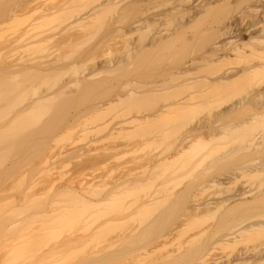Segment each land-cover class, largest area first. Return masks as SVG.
Wrapping results in <instances>:
<instances>
[{
  "label": "rangeland",
  "instance_id": "374dc122",
  "mask_svg": "<svg viewBox=\"0 0 264 264\" xmlns=\"http://www.w3.org/2000/svg\"><path fill=\"white\" fill-rule=\"evenodd\" d=\"M102 1L0 0V49L19 35L59 39L68 13L42 17L48 9L83 13ZM118 2L103 6L79 33L71 29L69 41L8 54L50 66L10 69L0 50V264H196L198 248L213 245L205 262L212 264L264 245L263 234L212 244L230 223L263 214L264 204L228 209L224 199L264 183V169L255 166L264 145L247 149L243 142L264 121L249 119L256 106L222 109L264 87V74L205 80L264 58L257 50L264 48L257 39L264 36V0ZM10 9L19 17L9 19ZM157 37L162 41L151 45ZM215 41L219 49L210 53ZM83 73L91 76L66 86ZM181 94L193 104L188 112L155 113ZM147 112L157 117L122 124ZM191 127L208 148L171 164L146 162L152 152L172 155ZM84 151L88 157L76 156ZM71 180L92 183L79 188L85 200L64 187ZM146 193L154 200L142 206ZM194 200L206 203L196 217ZM75 232L82 239L62 246Z\"/></svg>",
  "mask_w": 264,
  "mask_h": 264
},
{
  "label": "bare ground",
  "instance_id": "6f19581e",
  "mask_svg": "<svg viewBox=\"0 0 264 264\" xmlns=\"http://www.w3.org/2000/svg\"><path fill=\"white\" fill-rule=\"evenodd\" d=\"M117 2H118V0H111V1L110 0H105L104 2L102 1L100 4L98 3L97 5H95L94 7L90 8L89 10H87V11H85L83 13H79V11H75L72 14V9L70 7H64L62 9H59V10H56V11H54V10L52 11V9H48V11H46L42 15V17L45 16V17L49 18V16H51V18H53L52 15L54 13H56L57 11H59V14L60 13L61 14L68 13L67 14L68 17L64 18V20L62 22L64 24H63V27L61 28V33L59 34V36L60 35H62V36H60V38L58 39L57 38L58 35L57 36L55 34L46 35L40 41H38L37 39H34L35 37L30 38V39L25 38L23 35H19V36L15 37V38L9 39L7 41V43L5 42V44H3L1 46L2 50L0 49L5 55L4 56V60H5V57L7 56V59L4 62L5 66L7 64V67L10 68V69H23V70L25 69V70H30V71H34V70H36V68H39V67L50 66L52 61H47L46 60V61H42L41 62V61H38V59H36V58L33 59V57L32 58L30 57L32 60L29 57L28 58L30 60L28 58L26 60L25 59L26 57L23 56V55H22L23 57L22 56H17V59H15L16 57L14 56L11 59V55H8V54L12 53V51L18 50L20 47L27 48V47L33 46L35 44H38V42H44V41H47V40L52 41V40L57 39L56 42L58 44L64 43L65 41H69L71 39V37L73 36L72 31H70L71 29L72 30L75 29L76 30L75 32H77V30L78 31L79 30H83V28L87 26V24L94 18V16L99 13L100 9L103 6L105 7L107 4H109V6H110V4L111 5L112 4L117 5V4H115ZM120 2H118V3H120ZM35 4L36 3H34V5ZM67 8L71 9V11H68ZM11 10L12 9H10V11ZM15 10H17V9H15ZM19 10L21 12V9H19ZM19 10L18 11L12 10L10 13L13 14V15L11 17H9V19H13L12 17H14V16L16 18H18L19 17V15H18ZM201 12H203V11H201ZM198 13L196 14L197 17L198 16H202L201 13H199V15H198ZM196 15H194L193 19L195 18ZM203 15H205V11H204ZM15 17H14V19H16ZM140 25H141V22H137V23H135L134 27L138 28V26H140ZM68 31H70L71 34L70 33L69 34L65 33V32H68ZM80 32H82V31H80ZM77 33H79V32H77ZM64 34H67V35H64ZM157 38H159V39H155V41L152 44L151 43L150 44L154 45L155 43H158V42L162 41V39H163V38H160V37H157ZM257 39L259 41H262V44L264 43V36L259 37ZM219 46H220V44H219L218 41L213 42L212 45H211V50L209 52L210 53H216V51L219 49ZM134 50L137 51V48H134L133 51ZM257 50H261L262 51V52L261 51L258 52L261 55L264 54V48L263 47L258 48ZM13 54H15V53L13 52ZM8 56L10 57V59H8L9 58ZM13 58H14V60H13ZM258 58L260 59V61L258 59V61H256L257 63L255 62V63L249 64V65H247V66H245V67H243L241 69H236V68H233V67L223 68V69L217 71L216 74L214 75V77H210L209 79L207 78L205 80H209L210 81V79H211L212 81L215 80L216 82H219V83H221V82L228 83L231 80L235 81L238 77L242 78V76L244 78L246 76H249L247 78L250 79V80H252V78L254 79V78H256L258 76H261V75L263 76V74H264V58L261 59L260 56H258ZM257 72H259L260 75H259V73H258V75H256ZM261 73H263V74H261ZM251 74H252V76L253 75H255V76L254 77H250ZM90 76H91L90 73H87V74L83 73L80 76H76L75 75L74 78L69 83L66 84V86L78 85L81 81L87 80L88 77H90ZM250 94L251 95H247V96L241 97L239 100L229 103L226 106V108L222 109V111L230 113V112H234V111H236L238 109H245V108L248 109V108H250L252 106H256V108L258 109V112L255 114V116H252V115L249 116V119H251L253 117H258V118H261L264 121V87L255 88V90L251 91ZM181 95H180V97L178 96L176 99L171 100L170 101L171 103L170 102L169 103L165 102V103L159 105L158 108L155 109V113L157 112L156 114L160 117L164 113L165 114L171 113L170 110H172L174 108H178L180 110L183 108V110L185 109L186 111L187 110L189 111L191 109V108L189 109V106H191L192 102H190V98L187 97L186 95H182V96ZM187 98H189V99H187ZM37 100H33L32 102L35 103V102H37ZM170 108H172V109H170ZM186 108H188V109H186ZM183 110H181V111H183ZM185 110H184V112L186 113ZM174 111H175V109L172 110V112H174ZM177 112H179V110ZM184 112H182V113H184ZM155 113L147 112L145 114L142 113L139 116L138 115H132L131 117L134 118V120H132V121L125 120L124 122H122V124H129V123L131 124V122L134 123V121H137L139 119L138 117H142V118L146 117L145 120H148L147 118L153 116V114H155ZM157 115H156V117H157ZM208 116H211L210 112H209ZM153 117H151V118H153ZM261 128L262 129H260L258 131L249 130V132H247L244 135L243 142H244V147L245 148H247V149H249V148H258V147H261L262 145H264V127L262 126ZM158 134H160V131L158 132ZM161 134H162V132H161ZM217 144H214V145L217 146ZM223 144H225V143H223ZM208 145H209V142L205 141L204 138L202 136H200V134H198L196 127H191V128H189V130L186 131V135L182 138V140L179 143L177 149L175 150V152L172 155L165 156V155H163L160 152H157V153L152 152V153H149L145 157V160L148 163H156V164H162V163L164 164L165 163V164H168V162H170L169 164H171V163H175L177 161V159L183 158L184 156H188V157L196 156L202 149L208 148ZM72 152H76V151L64 150L61 154L70 155ZM88 154L89 153L87 151H84V152L76 153V156L78 155L79 158H81V157L83 158L84 155H85V157H88L87 156ZM216 156H219V154L216 153ZM255 164H256L255 165L256 169H257L256 172H259L260 169L261 170L264 169V160L263 161H256ZM164 171H167V169L164 170ZM229 175L230 174L228 173V174L223 175L222 177H218V178L213 180V183H215V184L220 183L221 180L228 178ZM74 181L75 180H71L64 187L70 189L71 191H73L80 199L85 200L84 196L79 191V188L81 190L89 188V187L92 186L91 185L92 183L91 184L88 183L85 186V184L83 182L79 181L78 182L79 185H77L76 182H74ZM146 194H147V196H146L145 199H148V198L149 199H148V201L144 200V202L142 203V206L144 204L145 205L148 204V202L151 200V198H153V200H154V195L155 194L154 195L151 194V193H150V195L148 193H146ZM153 200H151L149 204H151V202ZM224 201L228 202L227 203L228 209L235 208L236 206H239V205L242 206V205H247V204L248 205L249 204L250 205H258V204L259 205L260 204L263 205L264 204V183L261 182L258 185V187L256 188L255 191H246V190L239 191V192L229 196L228 198L224 199ZM205 204L201 203V202H199L197 200L196 201L194 200V204H193V207H192L193 210L190 211L193 214V217H196V216H198L200 214V211L202 210V206H204ZM263 210H264V208L261 211V213H263V214L259 215L257 213L258 215H254L253 217L249 216V217L244 218L240 222L239 221L238 222H234V224L232 222V223L229 224V226H227V227L225 226L226 229L225 230H224V228L221 229L222 233L218 235V237L216 239V242L215 243L213 242L212 244H217V243L220 244V243H222V245H224V244H229L230 245V244L238 243V241L240 242V241L247 240L246 238L248 237V235L251 236V235L255 234V237L257 236L256 234H263L264 235V212H263ZM231 211L232 210H230V212ZM54 222H58L59 223V221H57V220H55ZM69 222H71V221H69ZM108 223H110V222H108ZM231 224H233V225H231ZM221 230L219 231V233L221 232ZM80 235L78 233H76V232L71 234V235H69L68 237L65 238V240H63L64 243L62 242L61 245L62 246L63 245H70V244H74V242L76 243L77 241L82 239L81 237L79 238ZM164 237L166 238V237H168V235L164 236ZM242 239H244V240H242ZM161 244H164V243L162 242ZM211 246H213V245L207 246L208 248H206L205 246H203L202 249L198 248V251H201V253L199 252L200 253L199 254L200 258L198 256L199 262L198 263L196 262V264H206L205 262H206V259H207V255L210 254V251L213 248ZM248 251H246V249L242 250L241 252L237 253L231 259H227V260L222 261V262H214L212 264H264V245L262 247L258 248L255 251H252V252L249 251L250 253ZM94 255L97 256L98 254L95 253ZM94 255H92V256H94Z\"/></svg>",
  "mask_w": 264,
  "mask_h": 264
}]
</instances>
